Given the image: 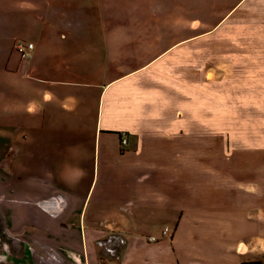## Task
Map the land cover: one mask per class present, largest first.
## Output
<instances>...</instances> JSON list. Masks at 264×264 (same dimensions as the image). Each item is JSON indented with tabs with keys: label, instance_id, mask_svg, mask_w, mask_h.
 Returning a JSON list of instances; mask_svg holds the SVG:
<instances>
[{
	"label": "crops",
	"instance_id": "0c3cea01",
	"mask_svg": "<svg viewBox=\"0 0 264 264\" xmlns=\"http://www.w3.org/2000/svg\"><path fill=\"white\" fill-rule=\"evenodd\" d=\"M204 1L0 0V44L7 40L0 160L9 134L20 146L32 144V230L45 247L80 264H97L98 250L110 251L113 239L123 247L110 264H233L241 257L229 247L242 244L238 214L255 184L240 181L228 151L213 181L210 96L205 102L212 81L207 73L196 80V64L202 69L207 60L195 48L250 0H238L216 29L197 35L196 15L213 12ZM218 1L228 5L208 3ZM252 1L264 28V1ZM10 30L16 33L3 34ZM24 39L34 44L27 57L15 49ZM163 220L170 224L156 229Z\"/></svg>",
	"mask_w": 264,
	"mask_h": 264
},
{
	"label": "rangeland",
	"instance_id": "374dc122",
	"mask_svg": "<svg viewBox=\"0 0 264 264\" xmlns=\"http://www.w3.org/2000/svg\"><path fill=\"white\" fill-rule=\"evenodd\" d=\"M237 1L228 0L225 6L218 4L220 1L213 4H209V0L204 1L202 6L212 7L213 12L196 15L194 33L199 35L216 29L226 11ZM253 6L250 0L246 11L239 15L235 13L223 31L217 28L211 35L202 37L195 48L198 58L207 60L202 69L200 63L196 64V80L199 81L207 73L208 80L212 81V90H208L205 102L208 103L210 96L213 105V181L219 183L220 162L224 152L228 151L229 161L232 162L230 166L236 168L240 181L255 184L245 189V211L238 214V227L244 231V237L236 239L238 245L242 242L241 246L236 247L234 243L229 247L232 252L240 251L242 254L240 258L231 259L233 264L264 263V254L260 253L264 250V28L261 25L258 29ZM207 11L210 12V9ZM187 21L188 16L182 15V30ZM15 33L13 30L3 32L7 37ZM24 40L21 41L28 44ZM6 42L5 39L0 44V54L4 52ZM236 55L241 56L238 62L229 59ZM234 70H238L235 75L232 73ZM223 91L226 96H223ZM226 97L230 101L229 111L223 108V103H226L223 98ZM206 113L209 119L210 112ZM204 114V111L200 113L202 118ZM228 122L229 141L226 144L221 141V136L224 138L226 135L225 124ZM24 130L32 133L30 128ZM4 141L6 152L2 162L0 160V264H80L45 247L42 243L45 241L41 240L45 238H41L40 232L32 230V225H36L32 220V144L22 143L20 146L14 141L13 134L7 135ZM24 147L26 151L19 154ZM230 178L235 181L232 176ZM167 224L170 223L159 221L156 229H164ZM107 247L110 251L98 250L97 264L118 261L123 243L113 239ZM81 264H87L86 259Z\"/></svg>",
	"mask_w": 264,
	"mask_h": 264
},
{
	"label": "built area",
	"instance_id": "2783aa9c",
	"mask_svg": "<svg viewBox=\"0 0 264 264\" xmlns=\"http://www.w3.org/2000/svg\"><path fill=\"white\" fill-rule=\"evenodd\" d=\"M33 48H34V44H32V43H28L27 44V43L22 42V41L17 42L16 45H15V49L21 54L22 57L29 56V52ZM127 144H128V138H127V136H123L122 145L125 146ZM168 232H169V229L166 228L164 233L167 234ZM149 239L152 242H155V241L159 240L156 237H151Z\"/></svg>",
	"mask_w": 264,
	"mask_h": 264
},
{
	"label": "trees",
	"instance_id": "16d2710c",
	"mask_svg": "<svg viewBox=\"0 0 264 264\" xmlns=\"http://www.w3.org/2000/svg\"><path fill=\"white\" fill-rule=\"evenodd\" d=\"M242 264H245L244 262Z\"/></svg>",
	"mask_w": 264,
	"mask_h": 264
}]
</instances>
